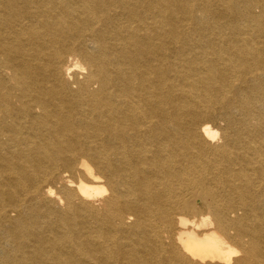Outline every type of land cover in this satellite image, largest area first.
Wrapping results in <instances>:
<instances>
[{"label":"bare ground","instance_id":"6f19581e","mask_svg":"<svg viewBox=\"0 0 264 264\" xmlns=\"http://www.w3.org/2000/svg\"><path fill=\"white\" fill-rule=\"evenodd\" d=\"M0 264H264V0H0Z\"/></svg>","mask_w":264,"mask_h":264}]
</instances>
